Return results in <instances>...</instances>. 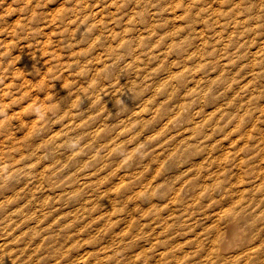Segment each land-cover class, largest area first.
I'll return each mask as SVG.
<instances>
[{"label":"bare ground","instance_id":"obj_1","mask_svg":"<svg viewBox=\"0 0 264 264\" xmlns=\"http://www.w3.org/2000/svg\"><path fill=\"white\" fill-rule=\"evenodd\" d=\"M190 18L52 27L40 92L2 110L0 264H264V34Z\"/></svg>","mask_w":264,"mask_h":264},{"label":"rangeland","instance_id":"obj_2","mask_svg":"<svg viewBox=\"0 0 264 264\" xmlns=\"http://www.w3.org/2000/svg\"><path fill=\"white\" fill-rule=\"evenodd\" d=\"M216 1L217 5L212 3L215 9H209L210 0H0V124L5 123V120L8 122L2 110L16 109L18 106L15 101L24 95L37 96L40 92L37 85L43 71L39 57L42 52L56 47L60 37L58 30L52 27H145L147 22L142 20V10L145 9L151 19L146 26L171 27L176 21L180 23L179 27H190V15H196L200 20L192 27H204L205 32L212 34V20L217 18L225 26L237 15L243 21L239 20L234 27L256 28L255 33L250 36L245 34L241 41L246 40L247 44L260 41V36L264 34V18L259 17L257 13L260 12L248 11L249 0H240L239 8L235 7L234 1L237 0ZM253 1L259 10H264V0ZM92 8L102 11L101 19L92 17ZM211 12L215 13L212 15ZM223 12L231 15L225 17ZM220 27L216 26V30ZM41 44L50 48L40 50ZM63 53L67 54L66 50H62ZM63 57L66 59L67 55ZM22 59H28V62L24 64ZM15 68H19L21 74L14 72ZM23 79L27 83H34V86L26 85ZM30 103V100H23L21 106ZM36 206L32 205L33 208ZM39 239L40 235H34L21 242L33 248ZM88 240L91 241L83 236L78 239V243ZM67 246L72 247V239H68ZM31 252L36 254L39 262L41 253L32 249ZM95 263V256L86 258V264ZM24 264L29 263L26 261ZM40 264L46 263L41 261Z\"/></svg>","mask_w":264,"mask_h":264}]
</instances>
